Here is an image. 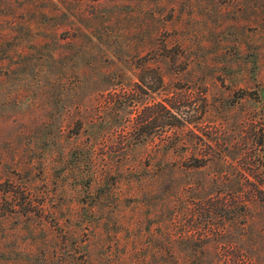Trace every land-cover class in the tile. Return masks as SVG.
Wrapping results in <instances>:
<instances>
[{
    "label": "rangeland",
    "instance_id": "obj_1",
    "mask_svg": "<svg viewBox=\"0 0 264 264\" xmlns=\"http://www.w3.org/2000/svg\"><path fill=\"white\" fill-rule=\"evenodd\" d=\"M261 178L264 0H0V264H264Z\"/></svg>",
    "mask_w": 264,
    "mask_h": 264
},
{
    "label": "trees",
    "instance_id": "obj_2",
    "mask_svg": "<svg viewBox=\"0 0 264 264\" xmlns=\"http://www.w3.org/2000/svg\"><path fill=\"white\" fill-rule=\"evenodd\" d=\"M183 112L184 111H181V114H183V116H185ZM182 119H185V118L183 117ZM205 163H206V161H204V160L195 159V162L192 163L191 166H200V165H203ZM260 180H261L260 185H259V181L258 180L252 181V183H253V185H252L253 191H252V193L250 195L248 194L244 198L243 197L241 198L239 194L233 192L232 193L233 195H231L232 197L227 199L226 205H228L229 208L236 209V207L238 206L239 203H243V204H245L247 206H250L253 203H255L256 200H259V199L262 200V202L264 203V188L261 187V185L264 183V179L261 178ZM217 198H215V201H216ZM224 202L225 201L222 200V203H224ZM29 212H32V211H29ZM232 218H234V217H232Z\"/></svg>",
    "mask_w": 264,
    "mask_h": 264
}]
</instances>
